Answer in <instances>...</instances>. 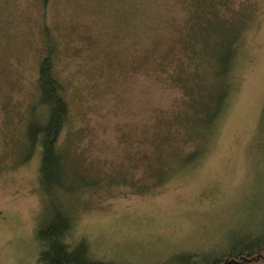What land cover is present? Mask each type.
Returning a JSON list of instances; mask_svg holds the SVG:
<instances>
[{"label": "rangeland", "instance_id": "obj_1", "mask_svg": "<svg viewBox=\"0 0 264 264\" xmlns=\"http://www.w3.org/2000/svg\"><path fill=\"white\" fill-rule=\"evenodd\" d=\"M191 42L215 71L240 46L200 148L185 129L204 125L196 114L211 113L224 79L199 72L202 98L183 124L190 107L173 77ZM48 44L70 106L58 147L96 182L72 205L73 236L96 258L157 264L220 251L264 221V0H0V264H37L50 215L41 150L29 151Z\"/></svg>", "mask_w": 264, "mask_h": 264}, {"label": "trees", "instance_id": "obj_2", "mask_svg": "<svg viewBox=\"0 0 264 264\" xmlns=\"http://www.w3.org/2000/svg\"><path fill=\"white\" fill-rule=\"evenodd\" d=\"M244 18L245 15H241L238 23L243 25L247 21ZM227 21L229 25L234 23V19ZM191 44L192 47H187L186 57L180 63L181 65L173 77L174 82L183 89V100L190 107V110L187 109L186 115L182 118L183 124L189 122L191 116L188 117V114H196L194 106L196 103L199 104L202 98L198 81L199 72L203 73L210 67L213 70L210 74L213 82L220 79L221 76L224 79L223 89H218L219 93L211 98L214 103L211 113L196 114L199 119L206 120L202 121L204 125L198 123L194 134L187 128L185 129L188 137L195 141L197 147L200 148V145H204L205 142H202L203 137L212 130L231 94L233 84L231 74L240 46L236 44L233 47L230 43L226 50V64H221L223 70L218 71V68L215 71L213 63L210 66L206 65L208 57H202L194 43L191 42ZM55 52L56 48L48 44L38 69L37 87L39 91L33 117L35 123L29 131L30 153L33 152L36 145H39L41 150L39 180L44 198V210L41 217H44V213L45 216L48 215V212L50 214L47 220L41 221L37 229V237L41 245L37 264H132L130 261L96 258L91 251V244L87 237L74 238L73 236L75 217L71 210L72 205L85 188L94 187L96 182L79 171L75 166L76 163L72 160L73 158H70L58 147L59 137L70 115V106L65 97V86L57 75ZM203 80H206L205 77ZM215 89L217 88H212V90ZM196 98H199V101ZM261 120L264 124L262 117ZM190 124L189 128L193 127V124ZM198 148L197 151L189 155L188 161L197 160ZM48 200H50L49 204L46 205ZM261 221L257 227L264 225V221ZM257 227L247 229L250 234L244 241L235 243L231 241L226 248L223 247L220 251L201 250L172 253L157 264H247L248 261L264 257V234L254 235V229Z\"/></svg>", "mask_w": 264, "mask_h": 264}]
</instances>
